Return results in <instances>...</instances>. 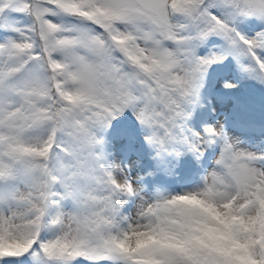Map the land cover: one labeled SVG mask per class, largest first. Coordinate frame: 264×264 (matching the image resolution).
I'll return each instance as SVG.
<instances>
[{"label":"snow or ice","instance_id":"1","mask_svg":"<svg viewBox=\"0 0 264 264\" xmlns=\"http://www.w3.org/2000/svg\"><path fill=\"white\" fill-rule=\"evenodd\" d=\"M229 59L264 85V0H0V264H264V149L191 125Z\"/></svg>","mask_w":264,"mask_h":264},{"label":"rangeland","instance_id":"2","mask_svg":"<svg viewBox=\"0 0 264 264\" xmlns=\"http://www.w3.org/2000/svg\"><path fill=\"white\" fill-rule=\"evenodd\" d=\"M220 66L228 67L229 71H227L226 75L220 82L218 80H214V84H213L214 86L210 84L211 86L210 90L209 87H206L208 89L205 94H203L202 91V95L204 98L203 99L204 107L197 108L195 110L191 120V125L199 129L201 125L205 122L212 124H217V123L222 124L225 128V131L232 139L241 141L244 146L252 150L264 149L263 132L255 128L260 126H257L256 124H252L250 122L239 121L236 118V114H238V109L240 108H237L236 106H235V110L232 111V114L230 116L227 115V111L229 107L231 105H235L234 103L236 99L234 98V94L237 95L241 91V89H239L238 86L239 85L245 86L246 84L251 82V79L246 78L240 72H238L234 61H232L231 59L224 62L222 65L213 66V68L210 69L209 74H213L214 71L216 72V69L219 68ZM232 67L235 68L234 77L233 75L230 74L231 72L230 70ZM207 80L208 78L206 79V84H208ZM225 80L233 81L236 83L237 86L232 89H226L224 88ZM218 88L220 89V91L219 93H216ZM229 93L232 95V97H230L231 95ZM225 94H229V95L225 96ZM263 97H264V89H263ZM226 98H229V100H234V101L230 103L226 101H222L223 99ZM250 113L251 112L245 111V114L241 115L242 119L253 120V122L264 119V114L257 115L256 117H252ZM136 127L138 128V125H136ZM137 142H138V147H140L144 155L145 164L147 166H151L150 162H152L153 165L155 162L151 160V155H150L151 150H149L143 144L142 137L138 136ZM212 155H213V150L208 149L206 152L205 160L202 162L205 167L210 168L212 166ZM134 158L135 157H133V159ZM202 173H203V168L197 165L194 161V158L190 154H188L185 157H183L181 167L175 176L160 175L156 179L159 183L170 187L192 186L199 181ZM133 174L144 175V172H142L139 168H137Z\"/></svg>","mask_w":264,"mask_h":264},{"label":"trees","instance_id":"3","mask_svg":"<svg viewBox=\"0 0 264 264\" xmlns=\"http://www.w3.org/2000/svg\"><path fill=\"white\" fill-rule=\"evenodd\" d=\"M234 69V71H233ZM227 71H229L228 67H219V72L217 74H210L209 76H212L209 78V80H218L219 82L224 78ZM230 74L235 76V68L232 67L230 70ZM233 71V72H232ZM241 91L235 95L234 98L236 99V104L240 105L241 111H249L251 112L252 117H256L257 115H263L264 114V97H263V89L264 85H260L255 80H251L248 84L245 86H238ZM220 91V89H217ZM232 92V91H230ZM249 106H252L250 108ZM255 108V111H254ZM139 136V133H138ZM264 136V131H263ZM138 138V137H137ZM150 165H152V162H150Z\"/></svg>","mask_w":264,"mask_h":264}]
</instances>
